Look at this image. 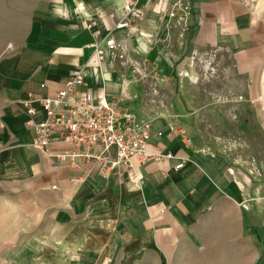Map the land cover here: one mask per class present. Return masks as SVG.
<instances>
[{
    "label": "crops",
    "instance_id": "crops-1",
    "mask_svg": "<svg viewBox=\"0 0 264 264\" xmlns=\"http://www.w3.org/2000/svg\"><path fill=\"white\" fill-rule=\"evenodd\" d=\"M129 1L142 14L130 31L117 29L130 18L122 13ZM191 7L182 26L161 19L155 0L26 5L28 33L0 60V238H15L18 215L85 210L94 228L125 234L137 255L167 257L168 264L179 257L186 264L187 256L208 258L204 264H264V0H191ZM109 37L117 49H107ZM94 45L105 52L98 65ZM207 55L239 85L214 106L222 112L225 101L237 104V115L227 118L233 137L223 130L208 137L206 107L189 90L182 99L168 87L174 78L195 77V61L206 63ZM72 71L83 75V89L150 123L146 154L129 173L85 174L55 164L67 145L45 153L31 147L28 124L44 116L40 99L62 89Z\"/></svg>",
    "mask_w": 264,
    "mask_h": 264
},
{
    "label": "rangeland",
    "instance_id": "rangeland-1",
    "mask_svg": "<svg viewBox=\"0 0 264 264\" xmlns=\"http://www.w3.org/2000/svg\"><path fill=\"white\" fill-rule=\"evenodd\" d=\"M30 1L33 2L0 0V60L7 57L9 45L15 46L28 33L26 29L30 17L22 13ZM210 55H207L206 63L194 60L198 63L195 64V77L189 75L186 81L181 76L174 78L168 81V87L179 91L182 99L185 97L184 89L189 90L196 105L206 107L202 119L203 130L208 137L217 136L222 130L233 137L236 129L228 126L227 118L237 115V104H226L225 101L222 112H216L214 106L217 97L225 98L228 91L238 90L239 85L225 78V65L215 62ZM221 114L225 115V119H221ZM85 213L84 210L76 215L64 213L58 216L51 212L27 218L16 216L15 238L1 234L0 264H168L167 257L148 252L137 255L133 243L125 234L94 228ZM183 259L177 258L175 264L179 261L183 264ZM207 259L187 256L185 262L204 264L208 263Z\"/></svg>",
    "mask_w": 264,
    "mask_h": 264
},
{
    "label": "built area",
    "instance_id": "built-area-1",
    "mask_svg": "<svg viewBox=\"0 0 264 264\" xmlns=\"http://www.w3.org/2000/svg\"><path fill=\"white\" fill-rule=\"evenodd\" d=\"M155 4L161 19L182 26L189 24L191 0H155ZM141 12L136 2L129 1L122 7V13L130 18L119 20L115 27L130 31L131 19L140 17ZM104 42L109 50L119 46L112 37ZM104 54L102 48L94 45L96 65L103 61ZM83 84L81 72L72 71L62 89L40 99L44 116L40 121L28 124L33 131L31 147L45 153L52 144L67 145V151L53 157L55 164H66L85 174L94 170L101 175L129 173L133 160L146 154L150 123L138 121L135 115L105 94L94 95L83 89ZM33 113L30 109L29 114ZM166 158L171 156L166 155ZM182 166L183 161H180L174 169ZM72 181L79 182L80 179L73 178Z\"/></svg>",
    "mask_w": 264,
    "mask_h": 264
}]
</instances>
